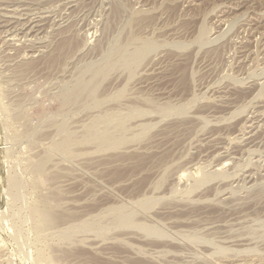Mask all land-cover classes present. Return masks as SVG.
<instances>
[{"label":"rangeland","instance_id":"1","mask_svg":"<svg viewBox=\"0 0 264 264\" xmlns=\"http://www.w3.org/2000/svg\"><path fill=\"white\" fill-rule=\"evenodd\" d=\"M0 264H264V0H0Z\"/></svg>","mask_w":264,"mask_h":264}]
</instances>
